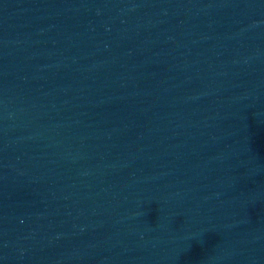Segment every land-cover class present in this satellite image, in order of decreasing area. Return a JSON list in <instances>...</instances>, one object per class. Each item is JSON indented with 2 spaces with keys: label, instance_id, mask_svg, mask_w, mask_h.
Instances as JSON below:
<instances>
[{
  "label": "water",
  "instance_id": "95a60500",
  "mask_svg": "<svg viewBox=\"0 0 264 264\" xmlns=\"http://www.w3.org/2000/svg\"><path fill=\"white\" fill-rule=\"evenodd\" d=\"M0 264H264V0H0Z\"/></svg>",
  "mask_w": 264,
  "mask_h": 264
}]
</instances>
